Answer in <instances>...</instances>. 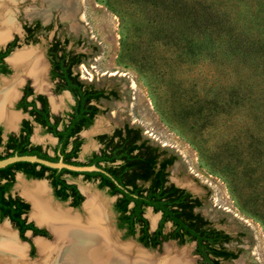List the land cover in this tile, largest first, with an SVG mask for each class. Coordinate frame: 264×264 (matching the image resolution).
Listing matches in <instances>:
<instances>
[{"label": "trees", "instance_id": "1", "mask_svg": "<svg viewBox=\"0 0 264 264\" xmlns=\"http://www.w3.org/2000/svg\"><path fill=\"white\" fill-rule=\"evenodd\" d=\"M120 2V12L116 15L120 25V57L144 78L156 112L176 126L177 132L188 139L201 160H210L215 168L218 166L217 172L238 208L264 228V139L261 134H255L253 130L248 133L245 127L242 132H227L216 147L209 140L211 133L217 132L215 125L220 118L237 112L238 115L241 109H248L250 102L246 101L250 98L238 87L241 80L233 74L231 66H241V61L250 60L264 73V57H256L253 53L259 46L239 40V34L229 27L210 25L212 20L202 7V0ZM106 7L110 8L109 4L106 3ZM23 29L26 41L34 42V34L48 30L49 26L41 28L34 23ZM66 44L67 39H53L46 49L49 78L56 80L53 92L68 91L73 99L65 122L58 116L49 115L43 96L26 102L25 98L31 94L28 86L24 87L23 97L16 106L32 116L45 133L56 138L52 156L39 145H30L31 126L24 120L16 136L9 134L3 144L0 139V160L14 155L34 156L56 163L60 158L66 165H92L99 171L55 174L40 166L18 165L4 172L0 175V221L7 218L22 240H25V230L46 237L43 229H37L21 218L28 205L10 195L14 174L20 172L26 179H46L54 198L60 202L68 201L73 208L80 205L82 196L63 175L72 178L81 175L83 180L96 182L99 190L115 197L112 205L115 226L123 232L122 239L131 238L150 250L167 241H173L177 246L193 243L192 253L198 264H225L235 259L236 253L225 246L231 237L214 228L196 211L201 206L200 199L168 181L167 170L175 157L151 145L137 129L123 125L109 134L95 136L100 145L98 151L91 153L84 163L75 161L82 144L77 134L89 128L94 118L101 114L96 106L100 100L115 99L117 95L112 90L95 89L82 83L73 69L83 55L67 50ZM13 47L14 41L0 51V74H8L2 59ZM259 51L264 52V48ZM200 68L206 69L211 76L207 78L205 74L204 79L196 76L201 73ZM184 69L191 74L187 79L178 76ZM227 76L231 84L221 87ZM221 88H225L229 99L238 104L228 107L219 100L217 92ZM35 101L39 102L38 107ZM146 208L159 214L152 232L148 231L143 217ZM166 224L169 229L164 231Z\"/></svg>", "mask_w": 264, "mask_h": 264}, {"label": "rangeland", "instance_id": "2", "mask_svg": "<svg viewBox=\"0 0 264 264\" xmlns=\"http://www.w3.org/2000/svg\"><path fill=\"white\" fill-rule=\"evenodd\" d=\"M106 3L109 4L111 10L106 7ZM120 3V0H78L77 9L70 21L62 20L58 10H50L49 19L46 23H43L36 16H26V12L32 8L41 9L39 0H20L17 3L8 4L7 8L11 10L17 26V31L11 33V36H16L18 42V47L13 52L26 50L41 57L46 66L42 88L50 91L52 84L47 78L48 67L45 62V49L53 37L60 40L67 39L66 49L83 55L81 62L73 69L78 79L95 89L112 90L117 95L115 99L100 100L97 103L101 114L94 118L88 129L80 133L82 145L77 160L84 161L92 152L97 151L98 145L94 139L96 135L109 133L112 129L121 128L123 125L137 129L141 137L151 145L165 150L169 155L175 157L173 164L167 170L168 181L200 199L201 206L196 211L208 220L214 228L222 230L231 237V241L225 246L237 256L225 264H264V228L254 218L246 215L238 208L222 177L217 172L218 166L215 168L210 160H201L194 147L188 143V139L186 140L177 132L176 126L168 122V118L156 112L144 78L138 71L132 69L126 60L120 57V25L116 16L120 12ZM202 7L208 11V18L212 20L210 25L214 23L229 27L239 34V40L258 45V51L253 53L256 54V57H264V52L259 51L264 48V0H202ZM33 21H38L41 27L48 25L49 29L41 30L35 34L34 43H25L21 26ZM256 65L249 60L247 62L241 61V66H231L233 74L239 77V81L241 80L240 83L237 82L238 87H241V91L250 98L249 101H246V103L250 102V105L247 106L248 109H241L238 115L237 112L230 117L218 120L215 125L217 132L211 133L209 138L211 145H215V147L220 145L227 132L233 133L235 130L242 132L245 127L248 129V133L251 130L255 134L259 132L264 139V73L261 69H256ZM9 72L7 76H0V81L13 77L19 73V70H9ZM199 72L201 73L195 75L202 79L205 78V74L207 78L211 76L206 73V69L200 68ZM188 75H191L190 71L185 69L178 74L185 79ZM229 81L230 78L227 76L221 87L231 84ZM19 88L18 85L17 90ZM225 90V88H221L217 92L220 94L218 99L228 104V107H234L238 102L230 100V96L226 95ZM51 99L53 100L51 103L54 104V107L51 106L53 113L63 115L69 111L72 101L68 95L60 93L52 96ZM9 110L13 112V106ZM101 121L105 122L104 127L94 132V126L97 125L96 128H100L103 123ZM96 122L98 124H95ZM2 126L9 127L0 122V127L2 128ZM9 132L11 130L4 133ZM31 140L45 147L51 154L50 149L54 146V141L48 135L43 134L41 130L33 132ZM64 177L68 182L75 184L81 192L82 189H87L90 195H98L100 199H104L107 205L109 226L112 232L114 231L113 235L117 243H130L137 247L131 238L122 239L123 232L115 226L116 215L112 207L113 197H109L104 191L98 190L95 183L84 181L81 176ZM30 184L42 186L45 192L44 198L52 207H57L71 214H82V204L76 209H71L68 204L56 202L52 198L51 190L45 181L22 180L21 183L15 182L11 193L23 197L22 186ZM30 213L29 210L27 215H29L30 221H33L30 218ZM143 216L149 228L155 226L159 219L157 213L146 209ZM4 224L0 222V227ZM6 226L11 230L8 225ZM168 229L169 224H166L164 231ZM26 237L30 238L28 235ZM51 240L52 236L48 234L46 241ZM165 244L176 251L183 249L188 260H190V264H198L197 257L192 253L193 243L177 246L173 241H167L153 250H140L153 258H159L163 255ZM24 248L25 262L32 263L39 259L40 256L36 248H34V254L31 258L28 256V249Z\"/></svg>", "mask_w": 264, "mask_h": 264}, {"label": "bare ground", "instance_id": "3", "mask_svg": "<svg viewBox=\"0 0 264 264\" xmlns=\"http://www.w3.org/2000/svg\"><path fill=\"white\" fill-rule=\"evenodd\" d=\"M15 1L0 0V42L7 39L12 32L17 31L12 12L7 8L8 4H14ZM39 1L41 9L32 8L26 12V16L39 17L46 23L50 10H58L62 20L70 21L77 9L78 0ZM27 55L26 52H16L12 61L17 67H22L23 60L27 59ZM33 70L35 72L34 82L38 86L43 82L44 71L40 59L35 63ZM12 94V91L6 92L4 100L10 98ZM8 123H12V120L9 119ZM39 185H24L23 193L32 202V212L42 213L40 219L46 222L53 240L35 241L40 257L33 264H190L183 249L176 251L167 244L164 245L163 255L153 258L133 244L117 243L113 235L114 231L112 232L109 226L107 205L104 199H100L98 195H90L87 189H83L87 196L83 204V212L80 215L77 213V215L52 207L46 202L43 195L45 192ZM10 231L6 228L0 230V236H2L0 238V253H4L2 254L4 257L0 261L3 264H24L19 260L24 257V248L16 242L14 234Z\"/></svg>", "mask_w": 264, "mask_h": 264}, {"label": "flooded vegetation", "instance_id": "4", "mask_svg": "<svg viewBox=\"0 0 264 264\" xmlns=\"http://www.w3.org/2000/svg\"><path fill=\"white\" fill-rule=\"evenodd\" d=\"M17 1H20V0H16L15 2L17 3ZM39 3H40V1H39ZM37 18H39V17H37ZM41 21H42V19L41 18H39ZM34 23H38L39 24V22L38 21H33V22H31L30 24H23L22 26H21V31H22V33H23V39H24V42L25 43H34V42H30V41H26V34H25V31H24V29H23V27H25V26H32ZM44 23V22H43ZM40 25V24H39ZM48 26V25H47ZM47 26H44V27H47ZM40 27H41V25H40ZM44 27H41V28H44ZM41 31V30H40ZM39 32V31H38ZM37 32V33H38ZM13 33V32H12ZM37 33H35V34H37ZM35 34H34V36H35ZM34 36L32 37V39L34 40ZM11 37V38H10ZM53 39H58V38H55V37H53L52 39H51V41L49 42V44L52 42V40ZM60 40V39H59ZM63 40V39H62ZM61 40V41H62ZM12 41H14L15 42V47H13L12 49H11V51L2 59V62H3V64L6 66V68H7V70H8V74H0V76L1 77H3V76H7V75H9V70H11V71H14L15 69H18L19 70V73H17V74H15L13 77H11V78H9V79H3V80H1L0 81V105H1V112H3V113H1L0 112V122H3V124H5L6 126H9V127H5V126H2V128L0 127V139H1V143L3 144L5 141H6V138H7V136L9 135V134H13V135H17L18 133H19V129H20V125H21V122L22 121H24V120H26V121H28V123H29V125L31 126V133H30V135H29V138H28V140H29V143H30V145H39V144H37V143H35V142H33L32 140H31V137H32V134H33V132H35V131H37V130H41L42 132H43V134H45V135H48L53 141H54V146L56 145V138H54L53 136H51L50 134H48V133H45L44 132V129L43 128H41V126L40 125H38V124H36L34 121H33V118H32V116H30L27 112H23L20 108H17L16 106H17V103L22 99V97H23V93H24V87L25 86H28L29 87V89H30V91H31V94L29 95V96H27L26 98H25V101L26 102H30V101H32V100H34L35 99V97L36 96H43L44 98H45V100H46V104H47V107H48V113H49V115H51V116H58V117H60L61 119H63V121L65 122V120H66V114L70 111V107H69V111L67 112V113H65V114H63V115H60V114H55V113H53V111L51 110L52 109V107L51 106H53L54 107V104H52L53 102V100L51 99L52 98V96H54V95H58V94H55L54 92H53V88H54V84H55V82H56V80H50V78H49V68H50V66H49V63H48V60H47V58H46V49L48 48V46H49V44L47 45V47H46V49H45V53H44V56H45V62H46V64H47V67H48V70H47V78H48V80H49V82L52 84V87H51V89H50V91H48L47 89H43L42 88V84H43V82L40 84V85H38V86H36L35 85V82H34V77H33V75L35 74V72H34V65H35V63L40 59L41 60V62L43 63V67H44V71H43V78H44V74H45V71H46V66H45V63L43 62V60L41 59V57L38 55V54H36V53H33V52H31V51H24V50H18V51H16V52H26V53H28V55H27V59H25V60H23V63H24V65L22 66V67H17L16 66V64L15 63H13V61H12V58H13V56L15 55V53L16 52H13L15 49H17V47H18V42H17V38H16V36H11V34H10V36L7 38V39H4V40H2L1 42V45H0V51H4L5 50V48H6V46L9 44V43H11ZM11 55V56H10ZM34 60V61H33ZM32 70V71H31ZM20 80H21V82H20ZM19 82H20V84H19ZM31 83V84H30ZM18 85L20 86V88H19V90H17V87H18ZM8 91H12V95L10 96V98H6V100H4L5 99V93L6 92H8ZM41 91H45V92H47V93H45V92H41ZM65 92H66V95H68L69 97H70V99H71V101H72V103H71V105L70 106H72L73 105V99H72V97H71V95L69 94V92L68 91H62V92H60V93H62V94H65ZM59 93V94H60ZM8 99V100H7ZM52 102V103H51ZM52 104V105H51ZM35 105H36V107H38L39 106V102H36L35 101ZM11 106H13V108H14V111L12 112V111H10L9 109H10V107ZM97 106V105H96ZM27 109H30V107H28ZM98 116V115H97ZM20 117V118H19ZM13 118V119H12ZM9 119L10 120H12V123H8L9 122ZM7 120H8V122H7ZM18 120V121H17ZM94 121V120H93ZM101 122H103V121H101ZM95 124H98V122H96ZM104 125H105V122H103L102 123V125H100V128H96V126L97 125H95L94 126V132H96V131H99L102 127H104ZM57 129L59 130L60 129V126H58L57 127ZM88 129V128H87ZM8 130H11V132H9V133H4V132H6V131H8ZM86 130V129H85ZM113 130V129H112ZM111 130V131H112ZM82 131H84V130H81L78 134H77V137L79 138V139H81V137H80V133L82 132ZM110 131V132H111ZM109 132V133H110ZM109 133H106V134H109ZM101 134H105V133H101ZM98 135H100V134H98ZM97 136V135H96ZM95 138V137H94ZM97 143V142H96ZM82 145V144H81ZM97 145H98V149L100 148V145L97 143ZM40 147H41V149L42 150H44L49 156H52V149L54 148V146L50 149V152H51V154H49L48 153V151H47V149L45 148V147H42L41 145H39ZM81 147V146H80ZM98 149H97V151H98ZM2 151V147H0V152ZM79 151H80V148H79ZM97 151H95V153L97 152ZM79 153V152H78ZM93 153V152H92ZM12 157H34V156H11V157H8V158H12ZM77 157H78V154H77ZM8 158H5V159H8ZM34 158H36V157H34ZM5 159H2V160H5ZM37 159V158H36ZM38 160H40V159H38ZM41 161H44V160H41ZM61 162L62 164H64L63 162H62V160L59 158L58 159V161L56 162V163H58V162ZM75 161L76 162H80V163H84L85 162V160L84 161H78L77 160V158L75 159ZM45 162H47V161H45ZM48 163H51V162H48ZM56 163H52V164H56ZM64 165H66V164H64ZM67 166H71V165H67ZM92 166V165H91ZM91 166H72V167H91ZM92 167H94L96 170H94V171H99V169L98 168H96L95 166H92ZM69 171H72V170H69ZM74 172H77V171H74ZM82 172H91V171H82ZM77 173H81V172H77ZM64 176H69V175H67V174H65V175H63V178L66 180V182L68 183V184H73V183H71V182H68L67 181V179L64 177ZM77 176H81V175H77ZM70 177V176H69ZM72 178V177H71ZM74 178V177H73ZM81 178H82V176H81ZM83 179V178H82ZM22 180H29V181H31V182H39V181H45L47 184H48V186H49V188H50V190H51V187H50V185H49V183H48V181L46 180V179H26L20 172H16L15 174H14V183H13V185H12V188H13V186L15 185V182L16 183H21V181ZM85 181V180H84ZM86 182H88V181H86ZM93 183H95V185H96V182H93ZM30 185H34V184H30ZM30 185H25V186H30ZM75 185V184H74ZM24 186V185H23ZM22 186V187H23ZM75 187H76V189L78 190V192H79V194L82 196V201H83V194H84V196H85V200H86V194L84 193V190L82 189V192H83V194H82V192H81V190L75 185ZM12 188H11V190H12ZM97 188V187H96ZM98 189V188H97ZM11 190H10V195L11 196H16V197H18V198H20L24 203H26L27 205H28V210H27V212L26 213H24V214H22L21 215V218L22 219H24L25 220V223H31L35 228H37V229H43L45 232H46V234H47V236L46 237H44V236H40V235H33L32 234V232L30 231V230H25L24 232H23V237L25 238V240H22V239H20V237H19V234H18V231L14 228V226L10 223V221L7 219V218H4L3 220H1L0 222H3V223H5L3 226H1V229L2 228H6V229H8L7 228V226L6 225H8L10 228H11V231L10 232H12L13 234H14V237H15V239H16V242L18 243V244H20V243H22L21 245L23 246V248L24 247H26L27 249H28V256L31 258L32 256H30V249H31V247L33 248V254H34V248H36V250H37V252H38V248H37V246H36V244H35V241H37V240H45L46 241V239L48 238V234H51V236H52V233H51V231H50V229L48 228V226H47V224H46V222H44L43 220H41L40 218H42V213H33L32 211H33V205H32V202L30 201V199H28V197H26V195H24V193L22 192V194L24 195L23 197L20 195V197L19 196H17V195H14V194H12L11 193ZM99 190V189H98ZM100 191H102V190H100ZM51 195H52V190H51ZM110 197V196H109ZM52 198L56 201V202H58V203H65V204H68V206H69V202L68 201H66V202H60V201H58L57 199H55L54 198V196L52 195ZM114 198V200H115V197H113ZM85 200L83 201V203L81 202L80 203V205H81V209H82V207H83V204H84V202H85ZM79 205V206H80ZM78 206V207H79ZM71 209H76V208H73V207H71V206H69ZM77 207V208H78ZM147 209V208H146ZM31 211V213H30V218L31 219H33V221H30V219H29V215H27V213H28V211ZM38 214V215H37ZM158 214V213H157ZM37 215V216H36ZM159 215V214H158ZM34 216V217H33ZM36 216V217H35ZM144 217V216H143ZM145 218V217H144ZM42 225H43V227H42ZM6 226V227H5ZM156 228V227H155ZM0 229V230H1ZM149 231V230H148ZM26 235H28L30 238H27L26 237ZM2 236H0V238H1ZM32 239V240H31ZM52 240H53V236H52ZM51 240V241H52ZM24 244V245H23ZM25 249V248H24ZM2 254H4V253H2ZM1 253H0V260H2V257H4V255H2ZM39 254V253H38ZM9 257V256H8ZM10 258V257H9ZM20 260V262H22V263H24V264H33L34 262H32V263H27V262H23L22 260H24V257H22V259H19ZM25 261V260H24ZM2 262L0 261V264H1ZM3 264V263H2Z\"/></svg>", "mask_w": 264, "mask_h": 264}, {"label": "water", "instance_id": "5", "mask_svg": "<svg viewBox=\"0 0 264 264\" xmlns=\"http://www.w3.org/2000/svg\"><path fill=\"white\" fill-rule=\"evenodd\" d=\"M66 94V92H65ZM18 165H28V166H40L44 169H47L55 174L65 172V171H77V172H82V171H94L96 170L94 167H72V166H67L62 164L60 161L56 164L48 163L45 161L38 160L34 157H12L8 158L5 160H0V175L3 174L4 172L18 166ZM147 211H151L150 208L146 209ZM156 225L149 228V232H152L155 229ZM133 240V239H131ZM135 245L142 249V250H148L146 248H143L140 244H138L135 240H133ZM164 243V242H163Z\"/></svg>", "mask_w": 264, "mask_h": 264}]
</instances>
